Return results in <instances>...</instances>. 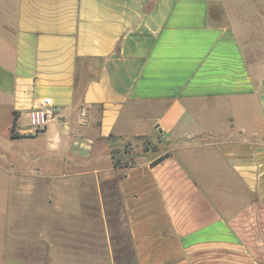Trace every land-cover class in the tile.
Masks as SVG:
<instances>
[{"label": "crops", "instance_id": "0c3cea01", "mask_svg": "<svg viewBox=\"0 0 264 264\" xmlns=\"http://www.w3.org/2000/svg\"><path fill=\"white\" fill-rule=\"evenodd\" d=\"M115 210L134 264H264V0H0V264H114Z\"/></svg>", "mask_w": 264, "mask_h": 264}, {"label": "rangeland", "instance_id": "374dc122", "mask_svg": "<svg viewBox=\"0 0 264 264\" xmlns=\"http://www.w3.org/2000/svg\"><path fill=\"white\" fill-rule=\"evenodd\" d=\"M20 124L22 126L25 125L26 119L24 118ZM46 143L47 141L45 139L38 137L36 140L25 141L24 144L25 148L38 151L39 148L45 147ZM148 147H150V149H155V146L152 145ZM117 212L115 210L114 214L110 216V229H108L107 234H105V238H107L110 243L108 252L111 253L112 262L114 264H134L124 216L122 211H119V214H117ZM89 238H93L92 235H89Z\"/></svg>", "mask_w": 264, "mask_h": 264}, {"label": "built area", "instance_id": "2783aa9c", "mask_svg": "<svg viewBox=\"0 0 264 264\" xmlns=\"http://www.w3.org/2000/svg\"><path fill=\"white\" fill-rule=\"evenodd\" d=\"M58 109L50 97H43L37 106L26 113V124L21 128L24 135H34L43 130L55 117Z\"/></svg>", "mask_w": 264, "mask_h": 264}, {"label": "trees", "instance_id": "16d2710c", "mask_svg": "<svg viewBox=\"0 0 264 264\" xmlns=\"http://www.w3.org/2000/svg\"><path fill=\"white\" fill-rule=\"evenodd\" d=\"M14 123H15V121H14ZM147 149V148H146ZM116 153L117 152H112V160H113V163H114V165L115 166H121V165H123L122 164V161L124 160L121 156H117L116 155ZM169 156V154L168 153H166V154H164L163 156H161V157H159L158 159H156L155 161H153V163L152 164H157V163H159L160 161H162L163 159H165L166 157H168Z\"/></svg>", "mask_w": 264, "mask_h": 264}]
</instances>
